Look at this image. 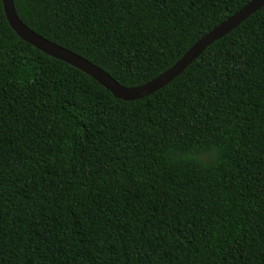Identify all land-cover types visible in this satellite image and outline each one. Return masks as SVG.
I'll return each mask as SVG.
<instances>
[{
    "label": "trees",
    "instance_id": "trees-1",
    "mask_svg": "<svg viewBox=\"0 0 264 264\" xmlns=\"http://www.w3.org/2000/svg\"><path fill=\"white\" fill-rule=\"evenodd\" d=\"M252 0H14L125 87ZM0 264H264V7L123 101L23 41L0 0Z\"/></svg>",
    "mask_w": 264,
    "mask_h": 264
},
{
    "label": "water",
    "instance_id": "water-1",
    "mask_svg": "<svg viewBox=\"0 0 264 264\" xmlns=\"http://www.w3.org/2000/svg\"><path fill=\"white\" fill-rule=\"evenodd\" d=\"M2 3L7 21L23 41L42 53L83 72L111 92L117 99L123 101H138L161 90L179 77L209 46L229 35L243 22L264 7V0H252L241 10L220 23L198 40L180 60L164 73L144 85L129 88L121 85L109 73L82 56L31 30L19 18L14 0H2Z\"/></svg>",
    "mask_w": 264,
    "mask_h": 264
}]
</instances>
